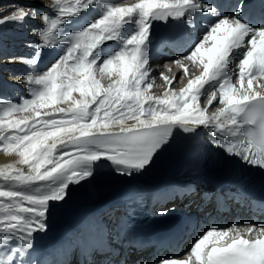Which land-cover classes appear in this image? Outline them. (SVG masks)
<instances>
[{"label": "snow or ice", "instance_id": "snow-or-ice-1", "mask_svg": "<svg viewBox=\"0 0 264 264\" xmlns=\"http://www.w3.org/2000/svg\"><path fill=\"white\" fill-rule=\"evenodd\" d=\"M45 8L17 7L0 19L39 18L42 25L36 29L39 42L30 45L33 56L20 58L32 69L24 75L31 98L0 99V149L27 166L0 168V264H24L20 258L34 247V234L47 230L52 202L63 201L70 186L91 179L105 164L121 175L142 172L174 129L209 128L213 146L264 169V26L244 22L242 9L223 16L210 0H53ZM200 14H207L209 24L183 58L190 65L174 61L183 77L202 66L200 74L179 91L149 94L153 21L183 18L192 25ZM109 41L118 47L106 51ZM56 48L39 71L44 51ZM232 57H238L236 68H230ZM113 74L118 78L104 87L101 80ZM160 76L169 85L179 82ZM206 85L211 92L202 107ZM217 97L224 107L209 112ZM65 102L67 109L41 111ZM17 113L34 115L13 118ZM163 264H264V227L207 230L187 259Z\"/></svg>", "mask_w": 264, "mask_h": 264}, {"label": "bare ground", "instance_id": "bare-ground-1", "mask_svg": "<svg viewBox=\"0 0 264 264\" xmlns=\"http://www.w3.org/2000/svg\"><path fill=\"white\" fill-rule=\"evenodd\" d=\"M4 1L5 0H0V4ZM37 1L40 0H13L12 5L5 8V11L10 10L11 8V10L14 11L17 7H30L29 9L35 8L31 6H33V4H36ZM246 1L254 3L256 2V0ZM110 2L116 4L130 5L132 3L138 2V0H110ZM52 3L53 0H45L44 4L38 7V10L40 12L49 11V9L45 8V5H50ZM93 15H95V13H93ZM197 18L200 19L199 22L201 24L202 29H204L209 24V22H207V19L209 18L207 14H200ZM182 21L185 20L183 18H169L167 21L162 22L173 25L175 22L177 23ZM14 22H17L16 24H14V28L17 26L20 28H27L21 30L20 32H13L7 27H4V25L13 24ZM154 23H156V21H154L153 24ZM40 26L42 25L39 18H26L23 22L6 21L3 24H0L1 41L4 42L8 37H11L12 39L14 38L17 42L15 44L16 47L14 49L6 50L0 44V98L2 100L6 97L7 93L13 95L17 94V87L14 86L15 83L13 84L11 82L15 78L19 77V79L23 80L22 84H25L23 73L25 71H29L30 68L26 63L22 62L20 58H31L33 56V47H31L30 45H35L39 42L36 29ZM79 27V25H76L74 26V29H77ZM131 30V27H128L127 31L130 32ZM124 34H127V32H125ZM201 37L202 36L198 35V37L193 42H195ZM193 42L188 43L182 51H175L174 53H172V58L165 57L162 51L151 52L149 50L150 66L153 70L152 76L154 77V86L152 89L149 90V94L163 96L166 91H179L180 88L186 86L187 79L200 74L202 66L192 68L191 75L185 78L183 77L182 68H180L174 63L175 60H181L185 64L190 65V62L185 61L183 58L186 55L190 54L189 50L192 47ZM207 43L210 45L211 41ZM106 45V51H111L118 47V42L109 41L106 42ZM66 46L67 45H65V47ZM53 50H56L57 52L60 49L56 48ZM51 57L52 56L49 54V52L45 50L38 63L39 71H43L46 68L48 63L51 61ZM231 60L237 61L238 57H232ZM231 65L232 63L230 64V66ZM30 71H32V69H30ZM160 73H163L164 76H167L170 79L174 77L178 78L179 82L177 83L175 82V80H173V83L169 85L166 81L161 78ZM104 78V81L107 83H105L103 86L107 87L109 84L112 83V80H115L118 77L113 74L111 78H108L107 76ZM233 79L235 81L236 78L233 77ZM18 87L21 88V86ZM237 87H239L238 84ZM205 88L208 91L200 98V104L202 107L207 105L208 98L211 92V87L209 85H206ZM29 93L27 94L29 95ZM73 97L77 99L81 98L78 92H73ZM17 98L19 97L17 96ZM65 106L66 108H68L70 106V103L68 104V106ZM222 107H224V105L219 103V98L217 97V99L213 101L212 106L209 108V112H215ZM52 108L49 111H54V106ZM41 111L46 110L43 109ZM32 115L34 114L17 113L15 115V118H23L24 116ZM128 123L134 122L128 121ZM178 130L182 131L181 129ZM210 132L211 130L209 128L199 127L193 133L183 132V134L195 138L197 140H202L204 142H212L213 138L211 137ZM161 157L162 155L161 153H159L155 155L154 158ZM17 160L18 157L15 154L10 155L3 149H0V168H3L5 165H14L15 167H21L26 171L27 166L16 164ZM196 176L198 175H196L195 173L187 174L180 166L176 164L148 168L140 173H135L131 176L121 175L115 171L113 166H111L110 164H105L103 167H100L96 170L95 175L91 179L82 182L80 185L70 186L68 194L63 201L52 202L54 206L50 208V211L47 216V230L34 234V247L32 249L37 250L39 253H43L44 249L47 248L48 244L55 241L59 234L62 233V229L69 222L74 221L79 215L83 218L84 223H86L92 228L94 227V216H103V218H107L108 223L111 226L109 234H114L111 224L113 216L111 215L114 211V201L116 193L113 191L112 188L118 184L124 183L132 186L135 190H138L139 194L142 196L143 199H145V201H147V203H151V201L153 202V204L163 203L161 209L164 210L165 206L169 204V199L174 193L173 190L176 188H180L179 191L183 192L184 199L194 196V193H191L193 192V190L196 191V186L191 181ZM0 183H3V181L0 180ZM227 194V196H229L230 192H227ZM246 217L248 218V215ZM82 240L83 236H76L75 239L69 244L65 245L64 247L55 246L54 250L56 252L61 250L68 251L72 246L78 244L79 242L81 243ZM32 249L27 250L24 257L20 258L24 261V264L27 263ZM60 257V254L56 253L53 257H51V260L56 261Z\"/></svg>", "mask_w": 264, "mask_h": 264}, {"label": "rangeland", "instance_id": "rangeland-1", "mask_svg": "<svg viewBox=\"0 0 264 264\" xmlns=\"http://www.w3.org/2000/svg\"><path fill=\"white\" fill-rule=\"evenodd\" d=\"M44 2H45V0H40V1H37L36 2V4H33V6H31V7H35V8H37V7H40V6H42L43 4H44ZM12 3H13V0H5L4 2H2L1 4H0V8L2 9H0V18H3V17H5V16H7V15H11L12 14V12H13V10H8V11H5V8H7V7H9V6H11L12 5ZM30 7H28V8H26V9H29ZM4 14V15H3ZM2 16V17H1ZM27 19H32V18H27ZM17 22H14L13 24H8V25H4V27H7L9 30H11V31H15V32H20L21 30H24V29H26L25 27H22V28H20V27H15L14 28V24H16ZM17 42L15 41V40H12V38L11 37H8L4 42L3 41H1V36H0V44L5 48V50L6 49H14L15 47H16V44ZM25 75V73H23V76ZM20 77H22V76H20ZM18 80V81H17ZM105 80V78H103L102 79V85H104L105 83H107V82H105L104 81ZM22 79H19V77H17V78H15L13 81H11L13 84L15 83V84H17L18 86H21V88H23L24 89V91H23V93L24 94H27V93H29V91H28V89H26V87L24 86V84H22ZM16 82H18V83H16ZM20 84H22V85H20ZM18 88H20V87H18ZM26 91V92H25ZM19 98L18 99H16V100H12V99H9L10 98V95L8 96V97H6L5 99H4V101H11V102H14V103H20V102H22V99L23 98H27V97H29V98H31V96H30V93H29V96H25V95H23V94H21V95H19V93H17L16 94ZM22 98V99H21ZM21 99V100H20ZM70 102H65V103H60V104H58V105H54V110L56 109V108H60V107H64L65 109H67L66 108V106L65 105H67L68 106V104H69ZM53 109V108H52ZM44 110H46V111H49L50 109H44ZM16 115V114H15ZM16 116H14L13 118H15Z\"/></svg>", "mask_w": 264, "mask_h": 264}]
</instances>
